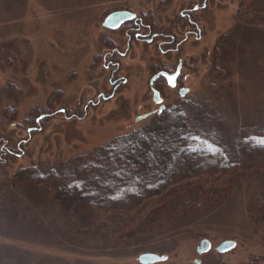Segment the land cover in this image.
I'll use <instances>...</instances> for the list:
<instances>
[{
  "label": "rangeland",
  "instance_id": "374dc122",
  "mask_svg": "<svg viewBox=\"0 0 264 264\" xmlns=\"http://www.w3.org/2000/svg\"><path fill=\"white\" fill-rule=\"evenodd\" d=\"M118 11L133 19L112 33L102 23ZM178 61L187 92L158 84L164 110L208 129L186 145L189 154L242 164L230 187L211 173L158 188L149 172L89 160L159 114L148 81ZM262 140L264 0H0V264H141L145 253L164 257L150 264H264V180L243 168L262 154ZM25 170L35 179L22 188ZM69 173L83 203L132 199L144 189L110 193L130 177L155 189L122 227L116 203L95 208L88 227L84 212L55 200L53 183ZM196 187L207 199L187 196ZM203 240L209 248L199 253ZM226 241L232 247L219 252Z\"/></svg>",
  "mask_w": 264,
  "mask_h": 264
},
{
  "label": "trees",
  "instance_id": "16d2710c",
  "mask_svg": "<svg viewBox=\"0 0 264 264\" xmlns=\"http://www.w3.org/2000/svg\"><path fill=\"white\" fill-rule=\"evenodd\" d=\"M182 123L183 118L181 116H177L176 114L174 115L172 113L166 112V110H163L159 114L153 115L148 125L141 130H137L130 133V135H127L124 138L122 137L120 139L107 143L103 148L104 150L101 151L102 153H100L99 155L101 159L97 156L90 155L89 157L91 159L89 160L95 161L97 163L103 161V168L105 170L109 169V167L112 165H118L119 167L124 166L129 168V170L133 174H135V172L138 170L149 172L153 175L154 180L157 181L158 188L170 186L178 179L194 177L199 174L211 173L219 174L218 181H220V186L230 187L233 183L237 182L235 180H238L239 175L242 174L240 173L241 169L239 168L242 164L235 165L230 160L222 163V161L218 160L217 158H214L213 156L210 157V153H204L205 151L200 154H189V150H187L186 145L189 143L190 145H194L196 143L202 142L203 140L202 138H200V136L208 132V129H199L198 127L191 128L182 125ZM166 137H173V139H171L170 142H166L164 140L166 139ZM143 146H145L146 148L147 146L149 147L142 150ZM153 147L155 148V150L153 149ZM159 150L160 152L162 150V152L164 151L166 153V159H157L155 157V153ZM136 152L138 154H136ZM261 152V155H257L255 159L253 158V160L248 162L247 165H244L243 168L250 167L252 168V170H256V172L258 171L259 174L263 176L264 180V149ZM89 162L90 161H88V163ZM83 165H85V163H83ZM84 167H82L80 173L87 172ZM19 174H21V178L18 182L23 185L22 188L26 187L24 186V183L28 184V181H32L33 179H35V176H31L30 173L26 170ZM67 177L68 178L63 177L65 178L63 181L60 179L58 182H55V184L53 183L54 189L57 193L55 195V200L57 202H60L61 204L65 203L66 207L70 206V208H73L80 212H84L85 214H82L83 216H80L81 218H79V222H85L83 224L87 225L88 227H93L96 223V220L98 219L96 218L98 213L93 212L96 211L95 208L110 210L112 208L110 207V204L112 203H116V207H114V210H118L120 212V214H116V220L114 221L117 223V228L122 227L123 224L127 221L125 212L134 209L136 204L146 199L148 193L150 192V188H153L152 186L149 187L147 179L145 180L143 178L141 180H138V178L134 176L135 178L133 179H131V177L129 178V180L126 179L127 184L121 185L120 183L116 186V189L113 190L114 192L110 191V193H114L113 196H118L124 192H131L138 186L141 187V189H144L141 190V192L136 196L134 195L135 197H133L132 199L128 201H119L118 199H116L112 200L111 202L109 201L108 204H106V200H103V202L101 201L83 203L77 199L76 194L70 192L69 188L70 185L77 184L79 178L77 176L74 177L70 173L67 174ZM47 182L49 183V181ZM86 184L89 189L94 188V186H91L89 180H86ZM22 191L23 190H21V192ZM158 191L159 190L156 189L155 192ZM222 192L223 190L221 189H215L212 193L217 195L219 194V196H221ZM207 193H209V191L205 189L201 190L196 187L190 190V192L188 191V193L186 194L187 196L189 195L196 198H202ZM258 201H260V199ZM179 206L187 207L188 204H179Z\"/></svg>",
  "mask_w": 264,
  "mask_h": 264
},
{
  "label": "flooded vegetation",
  "instance_id": "af4514ba",
  "mask_svg": "<svg viewBox=\"0 0 264 264\" xmlns=\"http://www.w3.org/2000/svg\"><path fill=\"white\" fill-rule=\"evenodd\" d=\"M195 9H197L198 7L196 6V7H194ZM133 19V18H132ZM189 20H191V19H189ZM130 21L131 20H127V21H125V22H123L118 28H116V29H108V28H106V29H108L109 31H111L112 33H115V32H117V31H120L121 29H123V27H125L127 24H129L130 23ZM189 22H191V21H189ZM192 23V22H191ZM136 26H138L137 24H135ZM140 29V27H134V28H130V29H128L127 31H126V35L128 36V38H130V33H131V31H137V30H139ZM142 29V28H141ZM130 32V33H129ZM135 39L136 40H138V39H140L141 37H142V35H140V33H135ZM151 37L149 38V39H145L144 41H145V43H147V44H150V43H152V41L156 38V37H158V34H152V35H150ZM127 47H128V44H127ZM115 51H116V49H113V51H112V53L114 52L115 53ZM111 53V54H112ZM110 57H113V54L110 56ZM181 67H182V63L180 62V61H178L177 62V65H176V67H175V69H173V70H171V71H169V70H166V69H160V70H158L156 73H154V74H152L151 75V77H150V79H149V81H148V85H149V89H150V91H151V98H152V101L155 103V104H159V106H158V112L160 113V111H159V108H160V106H163V108H162V111L164 110V108H165V106L162 104V102H163V97H162V94H161V89L162 88H160V86H158V84H160L161 85V87H166V86H168V87H170V88H174V89H178V93H179V95H180V93H181V91L182 90H184V89H186L185 87H182V86H180V84H179V80H180V75H181ZM178 70V76H177V78H176V80H175V85L173 86V87H171L170 85H169V83H168V80L166 79V77L164 76V75H160V74H162V73H164V74H168V75H171V74H174L176 71ZM118 81H120V80H114L113 82H112V84L113 85H116L117 83H118ZM115 87V86H114ZM154 91H156L157 92V94H158V97L157 98H160L161 100H160V102L159 103H156L155 101H154ZM186 91H187V89H186ZM181 96V95H180ZM161 111V112H162ZM155 111H152V112H149V113H147V114H144V115H142L141 117H138V120H140V119H142V118H145V117H148L149 115H151V114H153ZM42 116V115H41ZM39 117L35 120L36 122H38L39 120Z\"/></svg>",
  "mask_w": 264,
  "mask_h": 264
},
{
  "label": "water",
  "instance_id": "95a60500",
  "mask_svg": "<svg viewBox=\"0 0 264 264\" xmlns=\"http://www.w3.org/2000/svg\"><path fill=\"white\" fill-rule=\"evenodd\" d=\"M133 18V15L127 11H118V12H113L111 14H109L103 21V27L108 28V29H116L118 28L123 22L127 21V20H131ZM160 75H164L167 79V77H174V85H175V80L178 76V70L171 75L168 74H160ZM168 80V79H167ZM173 87V86H171ZM186 89L182 90L180 95L185 94ZM158 94L156 91H154V101L156 103L160 102V98H157ZM163 108V106H160L159 111H161ZM233 243L231 241H226L223 242L218 248L217 250L219 252H225L226 250L230 249L232 247ZM209 248L208 242L206 240H203L200 243V246L198 248V252L199 253H203L205 251H207ZM164 259L163 256H158L156 254H152V253H145V254H141L138 257V262L141 264H150L156 261H162Z\"/></svg>",
  "mask_w": 264,
  "mask_h": 264
},
{
  "label": "snow or ice",
  "instance_id": "6c2138e0",
  "mask_svg": "<svg viewBox=\"0 0 264 264\" xmlns=\"http://www.w3.org/2000/svg\"><path fill=\"white\" fill-rule=\"evenodd\" d=\"M167 79H168V83H169V85H170V86H174V83H173V81H174V77H167ZM261 143H264V140H262Z\"/></svg>",
  "mask_w": 264,
  "mask_h": 264
}]
</instances>
